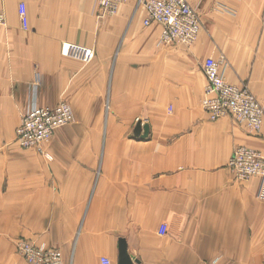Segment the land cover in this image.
Instances as JSON below:
<instances>
[{
	"label": "crops",
	"instance_id": "0c3cea01",
	"mask_svg": "<svg viewBox=\"0 0 264 264\" xmlns=\"http://www.w3.org/2000/svg\"><path fill=\"white\" fill-rule=\"evenodd\" d=\"M187 1L192 47L159 45L137 0L104 20L94 0H0V264H28L21 239L65 264H118L121 241L132 264H264L260 180L228 167L240 146L264 153V124L254 137L202 108V64L221 56L264 106V0ZM61 102L69 125L14 144L31 105Z\"/></svg>",
	"mask_w": 264,
	"mask_h": 264
},
{
	"label": "built area",
	"instance_id": "2783aa9c",
	"mask_svg": "<svg viewBox=\"0 0 264 264\" xmlns=\"http://www.w3.org/2000/svg\"><path fill=\"white\" fill-rule=\"evenodd\" d=\"M130 0H94V11L99 20L115 15ZM147 12L145 26L158 24L162 27L159 45L182 44L192 47L201 32V18L187 0H137ZM19 15L24 29L28 28L26 8L21 4ZM5 18L0 13V24ZM230 63L225 56L209 57L202 64L206 88L202 108L210 122L231 118L248 135L258 137L264 124V106L247 85L230 84L226 71ZM73 121L72 108L61 102L53 109L34 103L21 119L16 130L14 144L23 150L37 149L49 142L55 132ZM229 170L238 182L252 178L260 180L258 197L264 200V153L240 146L235 149L229 162ZM164 236L167 226L159 231ZM16 248L28 264H65L62 253L54 248L39 246L27 240H18ZM101 264H112L103 258ZM212 264H215L212 263Z\"/></svg>",
	"mask_w": 264,
	"mask_h": 264
},
{
	"label": "water",
	"instance_id": "95a60500",
	"mask_svg": "<svg viewBox=\"0 0 264 264\" xmlns=\"http://www.w3.org/2000/svg\"><path fill=\"white\" fill-rule=\"evenodd\" d=\"M118 264H132L124 241L120 242Z\"/></svg>",
	"mask_w": 264,
	"mask_h": 264
},
{
	"label": "rangeland",
	"instance_id": "374dc122",
	"mask_svg": "<svg viewBox=\"0 0 264 264\" xmlns=\"http://www.w3.org/2000/svg\"><path fill=\"white\" fill-rule=\"evenodd\" d=\"M20 125V124H19ZM18 128V127H17ZM17 130V129H16ZM15 136H16V134H15ZM21 240H23V239H21ZM16 244V243H15ZM38 245V244H37ZM39 246H42V245H39Z\"/></svg>",
	"mask_w": 264,
	"mask_h": 264
}]
</instances>
